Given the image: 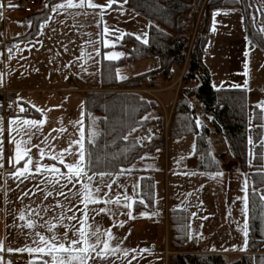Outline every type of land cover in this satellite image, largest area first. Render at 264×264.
Wrapping results in <instances>:
<instances>
[{
    "label": "trees",
    "instance_id": "trees-1",
    "mask_svg": "<svg viewBox=\"0 0 264 264\" xmlns=\"http://www.w3.org/2000/svg\"><path fill=\"white\" fill-rule=\"evenodd\" d=\"M64 0H45L23 22L26 31L7 40L9 47L35 39L55 4ZM257 0H127L123 6L149 23L147 43L124 34L119 47L126 56L115 61L101 59L98 78L100 90L83 96L84 148L93 161L88 174L131 169L136 161H148L147 153L161 150L167 140L193 136L194 157L198 172L220 171L222 156H215L216 139H221L238 171L247 174L248 189V254L237 264H264V109L255 106L249 146L247 91L241 88H214L209 69L204 63L205 49L211 30L213 13L228 8L242 17L247 43L264 54V18ZM112 8V7H111ZM156 59L157 67L124 80L116 78V70L130 62ZM184 69L182 87L176 98L167 136L163 117L152 116L157 103L132 92L142 86L151 87L156 77ZM5 105L19 113L8 117L40 119L34 108L15 99L14 93H1ZM195 101L196 106L193 105ZM25 112H20V107ZM0 114H3L0 105ZM95 116V141L89 144L90 120ZM147 117V119H145ZM145 139V143L143 140ZM220 159V160H219ZM250 163V168H249ZM132 171V170H131ZM140 198L133 203V212H151L155 202V182L149 171H138ZM143 200L144 203H139ZM172 239L169 246L180 249L190 237V214L186 210L168 211ZM33 264V263H30ZM42 264V263H34ZM168 264H227L219 254L174 255Z\"/></svg>",
    "mask_w": 264,
    "mask_h": 264
},
{
    "label": "crops",
    "instance_id": "crops-1",
    "mask_svg": "<svg viewBox=\"0 0 264 264\" xmlns=\"http://www.w3.org/2000/svg\"><path fill=\"white\" fill-rule=\"evenodd\" d=\"M37 1L42 3L45 0ZM66 2L67 0H64L57 4L63 5L66 4ZM74 2L78 5L80 0H74ZM92 2L104 6L103 9L101 7L93 8L87 5L84 7L57 8V4H55L48 20L41 25L39 34L35 39L29 42L18 43L10 47V53L14 58L13 61H15L18 68L21 67V65H24L26 68H28L29 65H32V67L36 65L38 71L54 74L65 73L66 76L63 77V75H60L59 80L64 79L62 83L61 81L53 80L54 82L52 84L44 82L43 86L35 88L25 86L21 82L11 84L8 83L7 80H5L2 84L3 86L0 87L1 93H14L17 101L25 103L35 110L39 109V111H37L41 114L40 119L8 117L4 114H0V128L3 129V131L0 132V142H2L0 147H2L3 152V159L0 160V162L4 165L0 168V249H2L0 250V264H12L8 260L9 256L12 255L20 257L21 264H30L33 262L43 264V261H49L50 264H55L50 256L43 255L39 251L29 253L27 249H38L41 246L38 244L39 236L37 234L46 238L55 235L58 242H64L67 246L70 240L77 238L74 233L76 229L81 227L79 221L84 219L83 213L80 211V209L84 207L80 202L81 197L74 195L78 190L82 191L79 184H76L74 187L72 183H68L66 176H60L59 173H53L51 171L28 176V178L13 175L16 167H23V163L17 165L15 162V143L19 142L22 136L15 132L10 135L8 129L10 126L9 121L16 120L17 118L21 120H43L44 123L42 128L31 138V145H39L48 153V155L40 161L44 166L51 167L55 164L56 168L61 172H68V169H66L63 164L53 161L49 156L66 149L69 146V141L79 139L78 129L74 127V122L82 120L84 127L83 96L87 92H96L100 90L99 78L98 82L93 83L83 80L86 72V47L89 45L87 30L90 26H95L101 27V32H103L102 25L104 20L108 17L113 16L120 19H129L131 23L134 24L126 26L121 23L119 29L109 28L107 33L104 32L109 38H113V41H111L112 44L109 46L111 47L115 44L114 47L120 49L119 44L122 38L117 41L116 37L121 36V34H130L135 38L141 37L139 41L143 42L146 39L145 33L149 26V23L145 19L135 13L123 8H113L115 5L123 6L125 0H114L111 5L112 8L107 6L108 0H92ZM7 6H13V3L7 4ZM235 11L239 12L235 9L223 8L216 10L212 16L211 30L205 49L204 63L209 69L213 87L215 82L213 77L214 74L206 61L209 56L207 49L211 40L212 26L216 18L219 19L221 16H226V14H237L234 13ZM55 14H57L58 17L56 22L53 21L52 23ZM135 25H139V32L134 30ZM95 39V37L94 39L92 38L93 46L98 43H96ZM231 45L235 50L243 52L246 50L248 51V48L251 47L247 43L245 35ZM99 46L100 49H103L102 39ZM15 47L21 48V53L19 51L20 54H17V49H15ZM121 50L123 49L121 48ZM126 55L124 51V55H121L120 58ZM107 59L109 61H115L112 60L113 58ZM155 64L157 65V63H154V65ZM15 70H17V68ZM97 70H95L96 74H98ZM50 79H57V77H50ZM239 79L240 76L233 74L228 82L229 84L224 88H244L243 85L240 86L238 84ZM258 105L264 106V101L260 100L255 104V106ZM260 108L264 109V107ZM252 114L250 107H248L247 119H249V121L252 118ZM94 120L95 117H91L90 125ZM17 126H20L19 121L16 125H12V127ZM61 127L67 129V131L64 133L53 131V129H60ZM248 128L251 132L252 126L250 122ZM189 138L190 136H186L173 141L167 140V145L165 142L167 157L164 156V160L162 155L154 156L152 155L154 151H151L146 155L150 160L136 161L131 167L132 171L125 172L123 175H118L117 173L104 176L103 178L95 176L92 181H88L86 178L83 180V183H89L93 188L99 187L100 192L97 195L103 200L111 199L115 201L117 197L120 198L119 205L115 203L107 205L103 203L90 204L89 208L86 209V211H89L90 217L87 220V224L99 226L102 229H110L112 235L115 237V239L111 241L112 245H119L121 249L128 250L127 255H124L123 251L111 253L107 259H89L87 264H167L166 218L171 208H178L189 212L190 236L191 239L195 238V228L197 226L196 217L202 206L200 198L196 197L195 199V186L194 188H191V186L187 187L184 191L188 196L186 194L180 197L175 193L170 194L168 180L170 174L185 173L194 177L195 175L200 176L203 174L196 170L197 161L194 157V146L192 149L188 147L190 146V142L194 144V140L192 139V141H190ZM23 139H27V137L25 136ZM42 140L44 143H41ZM185 140H189V142L187 141L188 146ZM143 143H145V139ZM170 143L172 144L171 150L177 148L184 153V161L182 162H185L188 166H180L181 164H172L169 166L170 161L174 163V157L171 154L169 155ZM74 150L77 149L74 148ZM30 154L34 161L40 160L39 150L37 148L33 147ZM10 158L12 160L11 164L9 163ZM74 159L75 157L65 154V163H72ZM190 164L192 166H190ZM30 167H32L33 171L35 170V165ZM138 171H149L150 175L153 177L155 182V202L151 212L142 211L140 214L136 215L133 212V204L130 209L123 207V205L129 203V201L124 199L125 196L131 197L133 200H138L140 198L139 179L141 175ZM158 176H162V194L161 190H159L161 186L159 185ZM57 179L59 183L56 182ZM113 181H115V183H113ZM109 184L112 185L111 189L107 187ZM62 185L65 186L61 187ZM175 190L174 187L173 192ZM61 191L67 193L68 198L64 195H59ZM49 193H51V195H49ZM70 207L73 208V211H68ZM104 207L109 209L108 214H95L99 209ZM129 211H131L134 218H129L127 215ZM21 213L24 214V220L20 219ZM74 213L77 219H68V217L73 216ZM93 216L94 219L91 218ZM28 223L33 224V227H27L26 225ZM120 224H123V226H118ZM50 226H54L51 232L48 230ZM192 245V248L189 250L191 254L224 253L195 248V240ZM9 249L13 251H8ZM18 249H24V251H16ZM54 254L57 256L62 255L60 253ZM74 264H77V262H74Z\"/></svg>",
    "mask_w": 264,
    "mask_h": 264
},
{
    "label": "rangeland",
    "instance_id": "rangeland-1",
    "mask_svg": "<svg viewBox=\"0 0 264 264\" xmlns=\"http://www.w3.org/2000/svg\"><path fill=\"white\" fill-rule=\"evenodd\" d=\"M257 1L259 4L258 8L264 15V0ZM14 2L15 0H0V5H2V7H0V87L3 86L2 84L5 80L11 84L21 82L25 86L34 88L43 86L44 82L52 84L54 82L53 80L61 81L62 83L64 79L59 80L60 75L65 77V73L54 74L41 72L38 71L36 65L33 67L29 65L28 68L21 65V67L18 68L15 61H13L14 58L10 53V47L7 45V39L9 40L12 36L23 34L27 28V25L23 22L26 15L15 6H7V4H14ZM40 4L41 3H39V5ZM234 13L237 14H226V16H221L219 19L216 18L214 21L211 31V40L207 49L209 56L206 61L214 74V88L226 87L233 74L240 76L238 84L240 86L243 85L244 88L242 89L247 91V108L250 107V111L253 113L255 104L260 100L264 101V54L256 47H249L248 51L246 50L245 52L235 50L234 47H232L231 44L239 38H243L244 35L241 14L236 11ZM57 17V14H55L52 23L53 21L56 22ZM121 23L126 26L134 24L131 23L129 19H120L112 16L104 20L102 25L103 32H101V27H89L87 30L89 45L86 47V72L83 80H87L90 83L98 82V74L95 73V70L99 69L101 59L105 60L112 57V60H117L121 57V55L117 54L124 55V50H121V48L118 49L109 46L112 44L111 41H113V38H109L104 34L105 28L119 29ZM260 29L264 33V18H262L260 22ZM134 30L139 32V25H135ZM147 34L148 30H146L145 33L146 41ZM94 37L96 38V43H98L93 46L92 38L94 39ZM101 39L103 42V49H100L99 46ZM15 49H17V54L19 51L21 53L20 47H15ZM154 63H157L156 59H148L137 63H127L116 70V78L118 80H124L139 73L150 71V69L152 70L157 67ZM16 68L17 70H15ZM181 72L182 69L175 67L172 72L171 80L167 82L168 84L163 83V90L161 91L153 88V91H148L151 94L146 95L143 91L149 87L142 86L132 90V92L138 93L142 97L151 99L157 103L159 110L153 112L152 116L161 115L163 117V132L165 137L167 136V130L172 119L177 94L182 87L187 86L182 82V79L181 81L178 80ZM54 76H56L57 79H50V77L53 78ZM192 102L193 105L196 106L195 101L192 100ZM247 122L248 125L250 122L252 126V118L250 121L247 119ZM94 127H96L95 120L91 123L90 133L94 131ZM248 137L250 146L251 132L249 128ZM189 139L190 141L193 139L195 144L193 136H190ZM185 141L187 145V141L189 142V140ZM194 144L190 142V146H187L190 147L189 149H192ZM169 145V155L171 154L174 157V163L170 161L169 166L172 164L188 166L185 162H182L184 161V153L177 148L171 150L172 144L170 143ZM215 145V156L217 158L222 156L220 171L201 172L203 173L202 175H195V177L185 173L170 174L169 176L170 194L175 193L182 197L187 194L184 191L187 187L191 186V188H194L195 186V199L196 197L200 198L202 206L196 217L197 226L195 228V238L191 239L190 236L188 242L180 249H173V247L171 248L169 246L172 235L167 213V264L174 255L191 254L189 250L192 248L194 240L195 248L212 252H224L219 255L224 257L227 264H237L240 262L242 255L248 254V252H246L249 232L248 206L246 213L242 211L244 208V197L247 195L248 189L247 174L238 171L236 163L229 156L227 146L221 139H216ZM152 153L151 154L154 156L162 155L163 160L164 156L167 157L166 147L163 148V150H157ZM190 166L192 165L190 164ZM161 178L162 176H158L159 185L161 186L159 190H161L162 194L163 186L161 185ZM245 181H247L246 192L243 190L245 188ZM174 187L176 190L173 192ZM244 231H247V236L244 235Z\"/></svg>",
    "mask_w": 264,
    "mask_h": 264
},
{
    "label": "snow or ice",
    "instance_id": "snow-or-ice-1",
    "mask_svg": "<svg viewBox=\"0 0 264 264\" xmlns=\"http://www.w3.org/2000/svg\"><path fill=\"white\" fill-rule=\"evenodd\" d=\"M114 0H108V7H111ZM127 2V0H125ZM85 5L89 7H101L103 9L104 6L97 5L92 2V0H80L79 4L77 5L74 0H67L66 4H57L56 7H84ZM2 7V5H0ZM105 33L108 32V29L105 28ZM124 34H121V36L116 37V40H120L123 37ZM138 40L141 39V37H136ZM144 43H147V41H143ZM113 47L115 44L112 45ZM122 55V54H117ZM110 59L112 57H109ZM35 107V106H33ZM257 107H264L261 105H258ZM39 111V109H37ZM20 112H25V108L23 106L20 107ZM147 119V117H145ZM19 121V125L17 127H12V125H16ZM44 121H36V120H21L20 118H17L16 120H10L9 121V134L11 135L13 132H15L18 135L22 136V139L19 142L15 143V162L17 165H20L23 163V167H16L15 172L13 173L14 176L17 177H24L28 178V176H34L36 174H41L45 171H51L53 173H59L60 176H66L68 183H72L75 187L76 184L80 185L81 190H78L74 195H78L81 197L80 202L83 204V209H80V211L83 213L84 219L80 220L79 223L81 225L80 228L76 229V232L74 233L77 238L72 239L67 243V246L64 242H58L57 237L53 235L50 238H46L42 235H39L38 244L41 246L38 249H32L28 248L27 251L29 253H33L36 251H39L43 255H48L51 257V260L55 262V264H74V262H77V264H87V261L89 259L99 258L101 260L107 259L111 253L121 252L123 251L124 255L128 254L127 249H121L119 245H112L111 241L115 239V237L112 235L110 229H102L99 226H94L91 224H87V220L89 217V211H86V209L89 208L90 204H96V203H103L105 205L107 204H120V198L117 197L115 201L109 199V200H103L101 197H99L97 194L100 192L99 187L93 188L91 184L89 183H83V180L86 178L88 181H92L95 176H99L103 178L104 176L112 175V173L109 172H98L94 173V175H89L88 170L92 167L93 161L91 159V153L87 152L84 148V140H85V130L83 127V121H77L74 122V127H77L78 129V135L79 139H74L69 141V146L66 149L61 150L60 152L49 156L50 159L53 161H56L60 164H63L66 169H68L67 173L61 172L59 169L56 168L55 164H53L51 167L44 166L40 161H42L45 156L48 155V153L45 152L44 148H41L39 145H31V138L33 135H35L36 132L40 131V129L43 126ZM35 130V131H34ZM3 129L0 128V132H2ZM53 131H59L61 133H64L67 131V129L61 127L60 129H53ZM27 137V139H23V137ZM96 134L94 132L89 133V139L88 143L93 144L95 141ZM11 142V141H10ZM41 143H44L42 140ZM0 145H2V142H0ZM35 147L39 150V161H34L31 156V149ZM77 149V150H74ZM65 154L68 156L75 157L74 161L72 163H65ZM3 159V152L2 147H0V160ZM9 163H12L11 158L9 159ZM32 165H35V170L33 171ZM4 165L2 162H0V168H2ZM132 169H121L118 173V175H123L125 172H130ZM27 174V175H26ZM57 183H59V180H56ZM75 182V183H74ZM115 183V181H113ZM65 185H62L61 187H64ZM109 189H111L112 185H107ZM247 189V181H245V188L243 189L246 192ZM71 191V190H70ZM27 194V193H26ZM51 195V193H49ZM59 195H64L66 198H68L67 193H64L61 191ZM124 199L126 201H129V203H125L123 207L125 208H131L133 203H136L135 200H133L131 197L125 196ZM261 199H264V196H261ZM139 203H144L143 200H140ZM61 206V205H58ZM247 195L244 197V208L243 212H247ZM68 211H73V208H69ZM101 213L108 214L109 209L107 207L99 209L95 214L100 215ZM130 219L134 218L132 216L131 211L127 213ZM94 219V216L91 217ZM20 219L24 220V214L21 213ZM70 220H76L77 217L75 213L73 216L68 217ZM29 228L33 227V224L28 223L26 225ZM120 227L123 226V224L118 225ZM54 226L49 227V231H52V228ZM244 235L247 236V231H244ZM51 240V243H50ZM2 250V249H0ZM8 251H13L9 249ZM16 251H24V249H18ZM147 251V250H142ZM54 253H60L62 255L57 256ZM95 254V255H93ZM34 264V262H33ZM43 264H50L49 261H43Z\"/></svg>",
    "mask_w": 264,
    "mask_h": 264
},
{
    "label": "built area",
    "instance_id": "built-area-1",
    "mask_svg": "<svg viewBox=\"0 0 264 264\" xmlns=\"http://www.w3.org/2000/svg\"><path fill=\"white\" fill-rule=\"evenodd\" d=\"M13 6L21 10L23 14L28 15L39 7V3L37 0H17L14 2ZM183 74H184V69L182 70L181 74L178 77L179 81H181ZM171 78H172V74H168L166 77H156L153 80V85H152L153 87L151 88L149 87L148 89H145L143 93L146 95L151 94L148 91H153V88L158 89L159 91L163 90V83L168 84L167 82L171 80ZM0 105H2V111L5 116H10V115L19 113V110L17 108L7 107L5 105L4 98L0 101ZM8 260L12 264H21L20 257H18L17 255L9 256Z\"/></svg>",
    "mask_w": 264,
    "mask_h": 264
}]
</instances>
